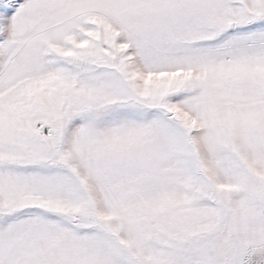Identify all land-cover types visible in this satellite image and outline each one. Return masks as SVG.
<instances>
[{
    "label": "snow or ice",
    "instance_id": "1",
    "mask_svg": "<svg viewBox=\"0 0 264 264\" xmlns=\"http://www.w3.org/2000/svg\"><path fill=\"white\" fill-rule=\"evenodd\" d=\"M0 264H264V0H0Z\"/></svg>",
    "mask_w": 264,
    "mask_h": 264
}]
</instances>
